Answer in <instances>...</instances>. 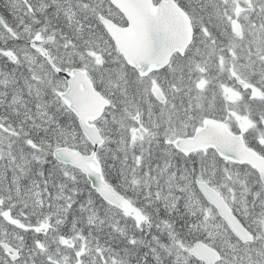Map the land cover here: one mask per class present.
<instances>
[{"label":"snow or ice","instance_id":"1","mask_svg":"<svg viewBox=\"0 0 264 264\" xmlns=\"http://www.w3.org/2000/svg\"><path fill=\"white\" fill-rule=\"evenodd\" d=\"M0 264H264V0H0Z\"/></svg>","mask_w":264,"mask_h":264}]
</instances>
